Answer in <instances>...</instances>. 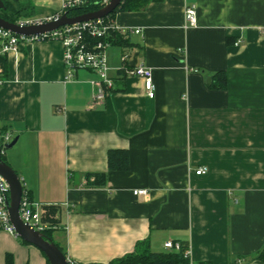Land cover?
Returning <instances> with one entry per match:
<instances>
[{
  "label": "crops",
  "instance_id": "1",
  "mask_svg": "<svg viewBox=\"0 0 264 264\" xmlns=\"http://www.w3.org/2000/svg\"><path fill=\"white\" fill-rule=\"evenodd\" d=\"M18 2L30 12L21 17L45 19L63 0ZM191 6L197 25L185 27ZM114 22L130 31L106 49L113 86L102 101L95 72L68 78L57 40L0 53V136L18 137L3 158L42 231L83 264L109 263L146 238L156 252L180 242L192 263L264 264V0H162ZM140 65L153 69V98L121 71ZM218 72L226 88L212 86ZM110 149L128 150V170H109ZM7 254L48 264L0 224V264Z\"/></svg>",
  "mask_w": 264,
  "mask_h": 264
},
{
  "label": "built area",
  "instance_id": "2",
  "mask_svg": "<svg viewBox=\"0 0 264 264\" xmlns=\"http://www.w3.org/2000/svg\"><path fill=\"white\" fill-rule=\"evenodd\" d=\"M90 1L92 0H63L62 9L56 15L45 19L20 17L15 23L20 26H26L56 20L64 13L68 14V9L83 6ZM94 1H97L102 7H104L109 4L111 0ZM184 16L185 27H193L197 25L195 7H186ZM109 30H117L123 33L130 31L128 29H121L113 20L106 22L104 17L72 25H64L57 29L32 36L18 35L0 27V53L8 54L17 51L20 42L23 40H57L61 42L64 49L63 60L68 71V78L73 76V72L76 69H88L95 72L98 75V78L92 81L97 86L94 101H102L105 99L108 88L113 86V82L109 76L110 67L107 63L105 54L110 43L101 39L106 36ZM135 32L138 33L140 31L137 29ZM85 33H89L91 36L99 38L98 42L92 44L87 41ZM126 72L142 79L146 95L149 98L155 96L156 85L153 80V69L151 67L140 65L133 69L127 68ZM0 139L3 140L2 144L9 143L11 141V135L10 133H5L0 136ZM207 170L208 168L206 166L199 167L196 170V174H205ZM133 192L137 195L146 194L147 191L145 189H136ZM9 194V186L4 177L0 174V224L4 230L16 235L15 228L10 222L7 209ZM20 215L25 222H28L34 228L43 230L40 226L39 214L35 211L34 204L24 193L20 205ZM180 246L181 243L177 241H166L164 243V247L168 250H179ZM185 255H189V250L185 249ZM72 263L74 262L71 261V264ZM74 264H77V262Z\"/></svg>",
  "mask_w": 264,
  "mask_h": 264
},
{
  "label": "trees",
  "instance_id": "3",
  "mask_svg": "<svg viewBox=\"0 0 264 264\" xmlns=\"http://www.w3.org/2000/svg\"><path fill=\"white\" fill-rule=\"evenodd\" d=\"M2 1L4 2L5 8L0 9V16L6 20L15 22L19 17L27 16L30 13L28 10V7H25L19 4L18 0H2ZM159 1H162V0H122V2L118 5V7L112 13L104 17V20L106 22H109L112 20L114 21V17L116 13L119 11L141 10L145 8L149 3L159 2ZM101 8L102 6L97 1L92 0L83 6L68 9V15L70 16L81 15L84 13L97 11ZM85 37H86V40L92 44L97 43L99 40V38L93 37L89 33H85ZM101 39L110 43V45H113V44L123 45L128 42L126 39H124L123 34H121V32L117 30H109L106 36ZM0 47H1V42H0ZM0 61L3 62L4 71L7 73V70H8L7 57L3 54L0 55ZM123 70H126V69L122 68L121 71ZM221 74H222L221 72H218L216 73V75H214V77L217 76L218 78H216V80L213 81V84H212L213 87L215 88H226L227 87V77L224 74H222L221 76ZM1 145L2 143H0V146ZM129 166H130V163H129L128 150L110 149L108 151L109 170L125 171L129 169ZM96 177L98 178V183H101V182L103 183L105 181L106 174L97 173ZM45 234L48 237H50L48 232H45ZM21 241L24 243H28L23 239H21ZM261 253L264 254V249ZM47 261H48V264H50L48 259ZM6 264H14V258L11 254L6 255ZM69 264H71V261H69ZM77 264H83V263H77ZM90 264H98V263H90ZM106 264H213V263L204 262V261L192 263L189 255H185V246L183 244H181L179 250L171 249V250L162 251V252L153 251L151 248L149 239L146 238L144 240L138 241L134 249L131 252L126 253L123 256L117 257Z\"/></svg>",
  "mask_w": 264,
  "mask_h": 264
},
{
  "label": "water",
  "instance_id": "4",
  "mask_svg": "<svg viewBox=\"0 0 264 264\" xmlns=\"http://www.w3.org/2000/svg\"><path fill=\"white\" fill-rule=\"evenodd\" d=\"M122 0H111L109 4L101 9L81 15L70 16L67 13L61 15L60 18L49 22L20 26L15 22L6 20L0 16V27L9 30L18 35L32 36L57 29L64 25H72L84 21L103 18L112 13ZM4 2L0 0V9H4ZM18 137H15L9 143L0 146V174L6 180L9 186V200L7 209L10 222L15 228L16 235L26 242L38 247L49 260L50 264H69L66 254L61 248L48 237L41 229H36L28 222H25L20 215V205L24 193L22 180L18 173L6 162L3 158V153L13 147L17 142Z\"/></svg>",
  "mask_w": 264,
  "mask_h": 264
}]
</instances>
